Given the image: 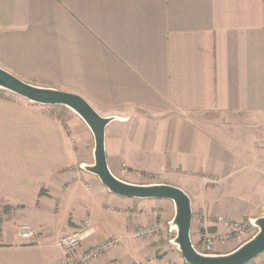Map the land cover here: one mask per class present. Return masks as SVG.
Here are the masks:
<instances>
[{
  "label": "crops",
  "instance_id": "crops-1",
  "mask_svg": "<svg viewBox=\"0 0 264 264\" xmlns=\"http://www.w3.org/2000/svg\"><path fill=\"white\" fill-rule=\"evenodd\" d=\"M0 66L117 116L104 132L110 171L183 189L194 246L200 211L264 213V0H0ZM46 107L0 88V264H63L56 241L85 216L92 232L74 254L119 240L90 264H188L171 243L172 202L108 191L83 168L89 128ZM153 223L159 235L134 237Z\"/></svg>",
  "mask_w": 264,
  "mask_h": 264
},
{
  "label": "water",
  "instance_id": "water-1",
  "mask_svg": "<svg viewBox=\"0 0 264 264\" xmlns=\"http://www.w3.org/2000/svg\"><path fill=\"white\" fill-rule=\"evenodd\" d=\"M0 88L21 96L30 102L42 105H62L72 110L86 124L93 135V162L83 168L97 176L108 191L125 197L168 199L173 204L170 226L175 231L171 243L188 264H247L264 253V213L253 218L254 234L233 250L220 254L198 251L191 240V200L178 186L168 183L138 184L126 182L109 169L105 149L106 125L117 116L99 114L82 96L50 87H43L24 81L0 66Z\"/></svg>",
  "mask_w": 264,
  "mask_h": 264
},
{
  "label": "built area",
  "instance_id": "built-area-1",
  "mask_svg": "<svg viewBox=\"0 0 264 264\" xmlns=\"http://www.w3.org/2000/svg\"><path fill=\"white\" fill-rule=\"evenodd\" d=\"M252 220L253 218L232 219L226 215H209L204 211H200L197 218L198 229L200 230L199 242L194 247L202 253L215 254L217 244H225L231 240H236L240 244L250 238L256 231ZM32 232L33 228L29 224H21L19 226L18 234L21 238H30ZM91 232L92 227L89 217L85 216L80 229L57 239L56 245L64 250L61 260L63 264H90L92 260L115 248L119 243L117 238H108L89 247L81 254H74V250ZM159 233L158 224L153 223L137 227L134 237L137 239H148L159 235ZM159 264H173V262L164 261ZM261 264H264V261Z\"/></svg>",
  "mask_w": 264,
  "mask_h": 264
},
{
  "label": "rangeland",
  "instance_id": "rangeland-1",
  "mask_svg": "<svg viewBox=\"0 0 264 264\" xmlns=\"http://www.w3.org/2000/svg\"><path fill=\"white\" fill-rule=\"evenodd\" d=\"M9 92V91H8ZM46 110L53 116L57 117L65 125V121L78 116L69 108L62 105H46ZM174 213V212H173Z\"/></svg>",
  "mask_w": 264,
  "mask_h": 264
},
{
  "label": "trees",
  "instance_id": "trees-1",
  "mask_svg": "<svg viewBox=\"0 0 264 264\" xmlns=\"http://www.w3.org/2000/svg\"><path fill=\"white\" fill-rule=\"evenodd\" d=\"M62 107H64V106H62Z\"/></svg>",
  "mask_w": 264,
  "mask_h": 264
}]
</instances>
